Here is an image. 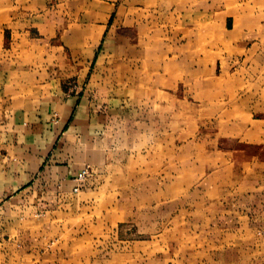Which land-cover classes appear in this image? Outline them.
I'll list each match as a JSON object with an SVG mask.
<instances>
[{
	"label": "crops",
	"instance_id": "crops-1",
	"mask_svg": "<svg viewBox=\"0 0 264 264\" xmlns=\"http://www.w3.org/2000/svg\"><path fill=\"white\" fill-rule=\"evenodd\" d=\"M263 29L264 0H0V264L14 232L70 217L117 121L152 120L180 88L235 89L230 107L264 115L263 83L212 74Z\"/></svg>",
	"mask_w": 264,
	"mask_h": 264
},
{
	"label": "rangeland",
	"instance_id": "rangeland-1",
	"mask_svg": "<svg viewBox=\"0 0 264 264\" xmlns=\"http://www.w3.org/2000/svg\"><path fill=\"white\" fill-rule=\"evenodd\" d=\"M261 35L212 74L264 84ZM237 92L180 88L152 120L117 121L70 217L14 232L8 264H264V115L230 107Z\"/></svg>",
	"mask_w": 264,
	"mask_h": 264
},
{
	"label": "built area",
	"instance_id": "built-area-1",
	"mask_svg": "<svg viewBox=\"0 0 264 264\" xmlns=\"http://www.w3.org/2000/svg\"><path fill=\"white\" fill-rule=\"evenodd\" d=\"M89 174V168L84 169L76 178L77 185L74 188L75 192H78L81 188L82 181L87 177Z\"/></svg>",
	"mask_w": 264,
	"mask_h": 264
}]
</instances>
